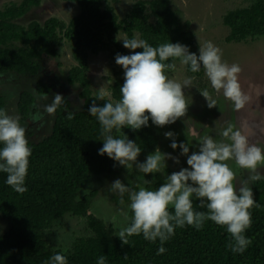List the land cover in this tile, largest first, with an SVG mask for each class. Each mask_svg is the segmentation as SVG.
Segmentation results:
<instances>
[{
	"label": "trees",
	"instance_id": "1",
	"mask_svg": "<svg viewBox=\"0 0 264 264\" xmlns=\"http://www.w3.org/2000/svg\"><path fill=\"white\" fill-rule=\"evenodd\" d=\"M58 1L79 7V14L68 25L58 17L49 18L43 25L37 22L28 28L18 25L17 21L39 6L40 0H23L19 4L11 2L0 8V74L37 76L44 70L41 63L46 57H56L64 41L73 43L76 66L70 70L67 84L79 85L78 96L82 103L80 110L73 111L70 102L64 100V106L59 105L54 111L55 120L49 134L37 142H29L32 155L25 181L27 191H14L5 183L7 174L0 173V215L9 223V229L0 235V264H48L56 253L65 255L68 264H96L100 256L105 257L107 264H264L262 179L254 193L256 204L250 209L252 223L245 232L250 243L243 253H233L228 247L230 235L226 227L210 220L205 221L200 230L187 225L176 228L175 234L163 245L166 252L157 255L161 246L159 240L150 242L141 234L128 237V243L122 244L114 226H108L102 219L89 214L98 191L84 194L85 190L98 177L105 174L117 176L127 167H114V162L106 155L101 157L97 154L104 137L101 125L89 115L88 107L93 102L102 104L103 101H97L93 96L88 80L89 56L103 52L111 53L112 57L117 53L127 55V49L115 40L118 32H127L129 37L139 34V38L153 47L171 41L180 42L198 53L200 44L191 31V23L184 22L177 15L171 0H138L124 18L112 5L121 0ZM223 22L230 29L226 38L229 44L264 38V0H254L249 7L229 11ZM113 69L115 73L110 91L112 98L119 100L123 70L117 64ZM171 70L166 69L165 74ZM188 72L196 77L204 74L203 68L197 73ZM39 84L37 93L48 96L53 87L46 84L41 87ZM35 101L34 94H22L18 105L21 121L39 113ZM0 110L6 112V101L2 96ZM125 134L136 141L143 155L160 147L161 140L154 127L135 132L128 128L114 129L112 132L115 138H123ZM166 172L170 174L173 170L167 168ZM165 179L159 173L146 188L155 190ZM133 189L138 190V187ZM117 195L113 201L121 205V197ZM123 199L124 204H130L127 194ZM198 205L199 201L193 200L196 210L207 211ZM66 214L86 217L91 234L76 238L68 251L51 250L45 231ZM129 215L132 219L131 210Z\"/></svg>",
	"mask_w": 264,
	"mask_h": 264
},
{
	"label": "clouds",
	"instance_id": "2",
	"mask_svg": "<svg viewBox=\"0 0 264 264\" xmlns=\"http://www.w3.org/2000/svg\"><path fill=\"white\" fill-rule=\"evenodd\" d=\"M115 40L129 50L127 55L117 53L114 57L115 63L123 70L121 98L114 100L112 92L102 84L96 100L103 103L93 102L88 107L89 115L101 125L104 137L97 154L101 157L106 155L114 162V167L124 168L133 162L140 173L149 176L161 172L165 161L180 163L178 156L163 152L159 147L140 161L141 149L135 140L126 134L123 138L112 135L114 129L128 128L135 132L147 127L164 128L178 120L184 124L182 118L189 108L185 89L192 84V77L186 76L182 81L169 78L165 70L174 69L176 64L167 61L179 60L191 73L203 68L212 88L217 92L222 90L224 97L233 101L237 109L248 100L238 81L239 65L223 62L221 50L210 41L198 46L197 53L180 42L171 41L153 47L139 38V34L129 37L127 32H118ZM108 71L105 68L101 75L105 76ZM208 95L206 91L202 93L206 100ZM64 99L56 94L47 111L54 112ZM207 106L215 107V101L208 102ZM25 132L18 118L0 110V173L7 174L6 185L18 193L27 191L25 181L32 155ZM187 133L197 142V147L188 142H178L173 131L164 133V138L170 141L169 147L173 151L178 149L179 156L186 158L187 167L168 173L165 182L155 190L143 186L134 190L119 178L109 183L111 191L120 195L121 205L125 202V194L128 195L132 213L130 224L122 228L117 237L122 244L128 243V237L141 234L147 241L159 240L161 246L157 255H162L166 252L163 245L175 234L176 228L187 225L200 230L205 221L210 220L226 227L230 235L229 249L233 253H243L250 243L245 232L251 226L250 209L256 201L251 188L235 189V173L226 161L234 160L240 168L255 172L257 166L264 163V148L250 143L246 136L230 125L218 132L220 140L212 135L201 136L192 127L187 128ZM250 179L260 180L261 176L256 174ZM193 200L199 201V208L207 211L196 210ZM48 264H68V258L56 253ZM96 264H107L105 257H98Z\"/></svg>",
	"mask_w": 264,
	"mask_h": 264
},
{
	"label": "rangeland",
	"instance_id": "3",
	"mask_svg": "<svg viewBox=\"0 0 264 264\" xmlns=\"http://www.w3.org/2000/svg\"><path fill=\"white\" fill-rule=\"evenodd\" d=\"M136 1L138 0H121L119 3H113L112 5L116 7V11L121 16V18H124L125 14L129 12V10L132 8V5ZM11 2L13 1L0 0V5ZM253 2L254 0H171V6L184 22L191 23V31L194 33L195 38L199 42L200 46H203L206 42L210 41L221 50L223 62H226L229 65H239L241 71L238 73V81L241 85V89L244 87V89L246 88L248 91H250V89H256L257 91L258 88H260L262 92H259L257 97L258 101L261 102V104H264V38H261L257 41L247 40L246 42L229 44L226 42V38L230 34V29L225 26L223 22L224 16L229 11L249 7ZM63 6V3L58 4V6L54 4L50 5L52 8H59L60 11H63ZM73 6L77 7V10L79 11L78 5L73 4ZM67 10H71L70 5L67 7ZM72 17L74 18L76 16H62L61 18L63 19V22L68 25L71 23L73 19ZM63 48L66 50L65 53H67L69 57L72 56L73 43L63 42ZM127 54H129V50H127ZM99 56H101V53L98 55H90L89 59L91 57L94 58ZM66 57H64L63 60L66 61L68 69L71 68L72 63L70 64L71 61L66 59ZM49 61L44 62L43 66H46L49 72H53L56 69L55 62L58 61H55V64L52 63V60L51 62ZM102 61L104 64H106L105 68L109 70L106 73L107 80L104 81V83L100 82L99 78L97 77L99 75L97 68L94 67L97 77V83L94 85V87L99 88L103 84L108 88V90H110V86L113 84L112 79L114 78L115 73L113 68H116V63L114 61V57H112L111 53L108 52H105L102 57L94 60V62L99 63L98 68H100ZM173 63L176 64V67L167 74L169 78L182 81L186 76L192 77V84L189 88L185 89L186 102L188 103L189 108L186 116L183 117L182 120L186 127L182 121L178 120L176 122V124L182 126L184 132L186 133L179 134L176 132L177 141L188 142L194 148L198 146L197 142L194 141L190 135H188V127L195 128L201 136H205V132H212V136H214L217 140H220L221 137L218 135V132L221 129V126L218 124L219 119L216 118L211 122L208 121L211 111L209 110L207 104L208 102L210 103L214 100L215 104L223 107L225 105L232 104L233 101L225 98L222 90L216 92L204 74L201 77L193 76L188 72L186 66L180 64L179 60H175ZM14 77L19 79L23 78L17 75ZM33 78L37 79L38 83L41 81L39 84L41 87L46 84L43 82V79H46L42 76L41 78L31 76V80L27 79L28 81L24 83L14 82L13 77H9V75H4L3 79H0V94L2 93L4 95L7 102L6 113L19 119L20 125L26 129L25 135L29 142H37L46 137L51 131L53 125L52 123L55 120V112L49 113L47 111V106L52 103V99L56 94L62 95L65 98L64 100L67 99L70 102L73 111L80 110L82 107L81 100L78 97L80 91L79 85H75L73 87L69 86L67 83H65V78L60 77L58 79L59 84H56L57 89L54 88L51 93L48 94L47 98H42L43 101L38 107L39 113L35 114V116L31 114L27 121H21V115L18 110V105L20 103L18 97L22 93L23 96H29L31 94L33 95L35 91L37 92V89L35 90L37 84ZM55 83H58L57 80H55ZM246 89L245 91H247ZM205 91L209 94L207 100L202 96V93ZM64 100L60 106H64ZM234 108L237 113L238 109L235 107V105ZM247 110L249 113L252 112L251 109L247 108ZM244 123L246 126L245 121ZM202 124L206 126L204 129L201 128ZM172 125L165 126L164 128L154 127L161 140V151L172 153L173 156H178L180 160L179 164L174 163L172 160L165 161V167L161 170V172H159L164 178L167 176V168L173 171H179L181 167H187L186 158L179 156L178 149L173 151V149L169 147L170 141L164 138L165 132H175ZM235 127L237 129L236 124ZM207 128L208 130H206ZM213 132L215 133L213 134ZM146 156L147 155H143L141 153V155L138 157V160L143 161ZM226 163H228L229 167L235 173L233 184L237 191L243 187L244 183L246 186H250L252 184L253 180H251L250 177L253 176L252 174L254 173L256 175V172H253L250 169L240 168L236 163L233 164V162L231 164L229 161H226ZM159 173L144 176L143 173H140L137 170L135 163L129 162V165L125 168V170L117 176L105 174L100 178L98 177L93 185L84 192V194H87L92 190L98 191L97 197L92 202V208L89 211V214H93L97 218L102 219L108 226H114L116 233H119V231L122 228L127 227L131 221V217L129 215L130 208L129 204L116 205L113 199L118 196V193L111 191L109 183L119 178L131 188L139 186L146 187L149 183L156 180V175ZM262 175H264V172ZM145 180H147L148 183H144ZM253 188L254 187L251 189L253 190ZM8 229L9 223L0 215V235L6 233ZM88 229V219L86 217H77L71 214H66L63 219L56 221L52 228H49L45 231V238L47 239L49 244L48 246L51 250L68 251L71 249V246L73 245V242L76 238L91 234Z\"/></svg>",
	"mask_w": 264,
	"mask_h": 264
},
{
	"label": "crops",
	"instance_id": "4",
	"mask_svg": "<svg viewBox=\"0 0 264 264\" xmlns=\"http://www.w3.org/2000/svg\"><path fill=\"white\" fill-rule=\"evenodd\" d=\"M11 1H13L14 3H16V4H19V3H21L23 0H11ZM61 3H63V11H60L59 10V8H57V7H50V5H56V6H58V4H61ZM6 5V3H3V5L1 4L0 5V7H4ZM70 5V11H68L67 10V7ZM79 14V11L77 10V7H75V6H73V4H71V3H68V2H63V1H58V0H40V4H39V6H37V7H35V8H33L32 9V11L30 12V13H28V14H26L22 19H20V20H18L17 21V24L18 25H20V26H22V27H24V28H28L32 23H34V22H37V23H39V24H44L49 18H51V17H58L59 19H61L62 21H63V19L61 18L62 16H70V15H74V16H77ZM73 18V17H72ZM65 42H67V41H64V43ZM21 44H17V46H20ZM72 45V44H71ZM63 44H62V46H61V48L58 50V54H57V56L56 57H54V58H51V57H46V59L45 60H43L42 61V63H41V66H42V64L44 63V62H46V61H49V62H51V60H52V63H54L55 61H58V62H55L54 64L56 65V69L53 71V72H49V70H48V68H46V66L44 67V66H42V68H44V70L43 71H41L36 77H40L41 78V76L43 77V78H45V79H47V78H50L49 80H44L43 79V82H45L46 84H48L49 86H52L53 88H52V90L54 89V88H56L57 89V86H56V84H59V78L60 77H63V78H65V83H67V77H68V75H69V72H70V70L74 67V66H76V62H75V59H74V55H73V51H72V56H68V54L67 53H65V49L63 48ZM67 57H66V56ZM102 55H104V52L103 53H101V56H99V57H102ZM64 57H66V59H69L71 62H70V64H71V68H68L67 69V63H66V61H64L63 59H64ZM99 57H91L88 61H89V63H88V65H89V70H88V80H89V82L91 83V89H92V91H93V96H95L96 97V94H97V92H98V90H99V88L98 87H94V85L97 83V77L99 78V80H100V82H102V83H104V81H106L107 80V76L105 75V76H102L101 75V73L103 72V70L105 69V67H106V64H104L103 63V61H102V63L100 64V68H98V65H99V63H96V62H94V60H96L97 58H99ZM73 59V60H72ZM64 61V62H63ZM44 65V64H43ZM94 67L95 68H97V72H98V76L96 77V73H95V71H94ZM45 72H47V73H45ZM11 77H13V79H14V81H16L17 80V82H18V80L20 81V79L19 78H17V77H14V76H16L15 74H9ZM3 76L4 75H2V74H0V79H3ZM17 76H21V77H23L22 79H28V80H31L30 78H31V76L30 75H28V76H22V75H17ZM47 77V78H46ZM33 79H35V78H33ZM55 80H57V82L58 83H55ZM35 81H36V84H39L38 83V80L37 79H35ZM34 81V82H35ZM40 83H41V81H40ZM55 84V85H54ZM2 87H4V86H2ZM73 87V86H72ZM37 88H35V90H36ZM246 89V88H245ZM245 89H241V91L243 90L244 92H245ZM247 90V89H246ZM248 91V90H247ZM51 93V92H50ZM79 93H80V91H79ZM247 93V92H246ZM23 94V93H22ZM22 94L18 97L19 98V100H20V98H21V96H22ZM34 94V96H35V98H36V101H35V105H36V102L37 103H41L43 100H42V98L44 97V98H47V95H40V94H38L36 91L33 93ZM0 96H2V97H4V95L1 93L0 94ZM79 97V96H78ZM6 101V100H5ZM66 101H67V99H66ZM6 104H7V102H6ZM35 116V115H34ZM237 116H238V114H237Z\"/></svg>",
	"mask_w": 264,
	"mask_h": 264
},
{
	"label": "water",
	"instance_id": "5",
	"mask_svg": "<svg viewBox=\"0 0 264 264\" xmlns=\"http://www.w3.org/2000/svg\"><path fill=\"white\" fill-rule=\"evenodd\" d=\"M259 92H262L260 88H258L257 91L256 89H250V91L245 92L242 90V93L248 96V100L242 108L237 110V130L246 136L249 142L255 143L257 146L264 148V104H261V102L258 101L257 95ZM247 108L251 109L252 112L249 113ZM245 117H247L246 120H252L254 123L248 122L245 126ZM261 171L264 172V163H262V165L259 164L255 171L262 178H264V175H262L263 172Z\"/></svg>",
	"mask_w": 264,
	"mask_h": 264
},
{
	"label": "flooded vegetation",
	"instance_id": "6",
	"mask_svg": "<svg viewBox=\"0 0 264 264\" xmlns=\"http://www.w3.org/2000/svg\"><path fill=\"white\" fill-rule=\"evenodd\" d=\"M9 77H10V75H9ZM28 80H26V79H20V81L18 80V82H27ZM14 82H17V80L16 81H14ZM217 92V91H216ZM227 103V102H226ZM36 105H38L39 106V103H37L36 102ZM234 102H232V104H229V105H225V106H223V107H221L220 105H217V104H215V107H213V108H209V110L211 111V115L209 116V118H208V121L209 122H211V121H213L214 119H216V118H218L219 119V125L221 126V128L222 127H226V126H232V128H233V130H237L236 129V127H235V124L237 125V118H238V116H237V113H236V111H235V108H234ZM220 106V107H219ZM172 127H173V129H174V131H175V133L176 132H178L179 134L181 133V134H183V133H186V132H184V130H183V128H182V126L181 125H178V124H173L172 125ZM206 126H204L203 124L201 125V128H205ZM206 130H208V128L206 129ZM221 130V129H220ZM215 132H213V134H214ZM206 135H212V132H210V133H208V132H205V136ZM179 142V141H178ZM161 144H160V149H161ZM229 162L232 164V162H233V164H235V161L234 160H229ZM252 175H255V173L254 174H252ZM261 179L262 180H264V178H262L261 177ZM260 179V180H261ZM258 181L259 180H256V181H252V184L250 185V186H246V184L244 183V185H243V187H248V188H252V187H254L253 188V193H255V191H256V187H257V185H258Z\"/></svg>",
	"mask_w": 264,
	"mask_h": 264
},
{
	"label": "bare ground",
	"instance_id": "7",
	"mask_svg": "<svg viewBox=\"0 0 264 264\" xmlns=\"http://www.w3.org/2000/svg\"><path fill=\"white\" fill-rule=\"evenodd\" d=\"M243 89H244V87H243ZM248 117H250V116H248ZM247 119V117H245L244 118V121L246 122V125L248 124V122H253L252 120H246ZM251 119V118H250ZM254 123V122H253ZM249 134V133H248ZM251 135V134H250ZM252 136V135H251ZM251 143V142H250Z\"/></svg>",
	"mask_w": 264,
	"mask_h": 264
}]
</instances>
